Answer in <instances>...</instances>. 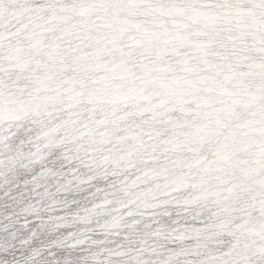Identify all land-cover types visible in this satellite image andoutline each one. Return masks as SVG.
I'll return each mask as SVG.
<instances>
[{
  "label": "snow or ice",
  "instance_id": "1",
  "mask_svg": "<svg viewBox=\"0 0 264 264\" xmlns=\"http://www.w3.org/2000/svg\"><path fill=\"white\" fill-rule=\"evenodd\" d=\"M0 264H264V0H0Z\"/></svg>",
  "mask_w": 264,
  "mask_h": 264
}]
</instances>
